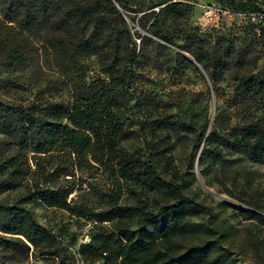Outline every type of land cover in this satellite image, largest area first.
I'll use <instances>...</instances> for the list:
<instances>
[{
	"label": "trees",
	"instance_id": "16d2710c",
	"mask_svg": "<svg viewBox=\"0 0 264 264\" xmlns=\"http://www.w3.org/2000/svg\"><path fill=\"white\" fill-rule=\"evenodd\" d=\"M133 2L0 0L4 26H14L22 37L4 51L6 69L23 71L36 64L39 46L29 35H45L41 46L60 60L59 67L81 70L83 59L94 56L103 74L90 82H74L65 74L68 99H49L39 91L26 103L0 99V264L24 262L32 254L53 264H233L217 230L194 221L211 207L159 172L172 150L161 133L199 135L190 122L156 114L159 99L139 90L141 58L148 44L172 50L175 68L196 64L211 89L231 73L235 105L264 98V75L255 62L244 69L235 37L193 27L191 3ZM213 2L233 13H262L258 35L264 36V0ZM131 23L154 40L139 34L137 45ZM259 112L231 126L230 116L218 111L219 145L210 146L213 134L200 133L199 161L222 165L224 150L264 160V109ZM140 136L144 147L127 149L124 142ZM12 191L18 195L9 199ZM32 202L89 225L76 256L69 251L72 245L63 246L34 218L27 206ZM246 218L264 225V215L254 210Z\"/></svg>",
	"mask_w": 264,
	"mask_h": 264
},
{
	"label": "rangeland",
	"instance_id": "374dc122",
	"mask_svg": "<svg viewBox=\"0 0 264 264\" xmlns=\"http://www.w3.org/2000/svg\"><path fill=\"white\" fill-rule=\"evenodd\" d=\"M133 1L135 4L138 1L150 5L159 0ZM190 1L209 5L212 10L210 14H205L200 6L193 5L190 12L191 25L203 33L216 31L227 37H235V44L243 54L244 69L256 63V71L264 75V36L258 35L263 22L241 12L233 13L213 0ZM131 31L137 45L139 34L154 40L135 23H131ZM29 37L39 46L38 53L33 56L36 64L23 71L6 69L2 60L3 53L16 41H22V37L14 26H4L0 13V99L26 103L33 99L36 91L49 99H68L69 87L65 74L74 82L83 79L90 82L98 76L103 77L96 57L84 58L85 66L81 70L72 66L59 67L60 60L57 62L41 46L47 37ZM174 55L172 50H164L154 44L146 45L141 58L144 73L140 77L139 90L151 92L159 99L157 115L172 114L190 122L199 136L184 132L161 133L160 138L164 143L172 145V150L168 154L169 161L161 160L159 172L163 177L180 183L185 195L211 207L210 213L201 214L194 221L203 222L217 230L221 244L230 251L233 264H264V225L255 219L246 218L252 210L264 215V160H253L245 152L224 150L226 161L222 165H213L209 160L202 163L199 161L204 145V138L199 140L200 133L203 132L204 136L213 134L209 140L210 146L219 145L217 135H221L222 131L214 123L218 111H222L224 116H230V125L236 126L243 123L249 114H259L260 109L263 111L264 98L257 97L256 100L235 105L232 98L236 83L231 73H227L211 89L204 84V73L196 64L185 70L175 68ZM5 78L10 81H5ZM256 107L259 110H255ZM124 145L129 150L141 149L144 147L143 136L127 140ZM17 195V191L7 194L9 199ZM27 206L40 224L57 235L63 246L72 245L69 251L76 256L78 245L87 240L89 225L61 209L46 207L38 202ZM16 264H53V260L32 254L27 261Z\"/></svg>",
	"mask_w": 264,
	"mask_h": 264
},
{
	"label": "built area",
	"instance_id": "2783aa9c",
	"mask_svg": "<svg viewBox=\"0 0 264 264\" xmlns=\"http://www.w3.org/2000/svg\"><path fill=\"white\" fill-rule=\"evenodd\" d=\"M172 1H177V0H172ZM185 2H188V3H191L192 5H197V6H200L203 11L205 12V14H210L212 12L211 10V7L209 5H205V4H200V3H195V2H192L190 0H184ZM245 15H248V16H252L253 19H256L257 21H261L262 18H263V14L262 13H243Z\"/></svg>",
	"mask_w": 264,
	"mask_h": 264
}]
</instances>
